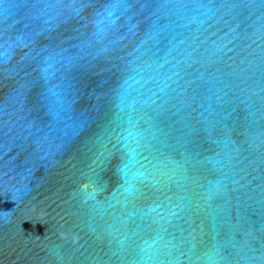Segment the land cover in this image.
I'll list each match as a JSON object with an SVG mask.
<instances>
[{
	"label": "water",
	"instance_id": "95a60500",
	"mask_svg": "<svg viewBox=\"0 0 264 264\" xmlns=\"http://www.w3.org/2000/svg\"><path fill=\"white\" fill-rule=\"evenodd\" d=\"M222 2L183 0L178 18L173 12L175 30L155 43L147 36L155 3L138 0L135 11L117 9V27L103 45L109 50L88 57L77 71L79 99L70 115L86 117L87 126L71 136L65 125L73 119L58 122L36 102L47 89L36 82L33 57L44 48L75 54V45L92 39L105 0L0 4V51L6 54L0 64V264H264V0ZM143 40L148 43L141 51L151 52L137 58ZM216 49L215 61L207 63ZM58 75L50 83H59ZM201 77L229 84L223 97L229 103L208 101L223 109V122L206 132L200 99L164 120L171 143L183 141L169 155L187 157L189 179L182 188L150 189L136 201L137 212L150 215L138 216L126 230L115 221L123 207L117 200L124 198L113 197L121 183L118 91L123 86L131 97L147 100L167 81L172 88L183 84L190 96ZM186 124L196 131L186 135ZM95 173L105 187L90 199L93 189L85 186ZM218 181L222 194L210 197L209 182ZM168 205L179 214L172 216ZM137 224L138 234L125 240ZM213 237L223 247L209 259Z\"/></svg>",
	"mask_w": 264,
	"mask_h": 264
},
{
	"label": "snow or ice",
	"instance_id": "6c2138e0",
	"mask_svg": "<svg viewBox=\"0 0 264 264\" xmlns=\"http://www.w3.org/2000/svg\"><path fill=\"white\" fill-rule=\"evenodd\" d=\"M3 2L4 0H0V4ZM59 2L60 0H55V4ZM82 2H87V0H82ZM137 2L138 0H105L106 7H104L103 11L97 12L98 19L92 39L75 45L74 47L77 48L75 54L62 47L58 49L44 48L33 57L37 72L36 82L43 81L47 89L37 95L36 102L37 104L43 103L48 109L49 115L58 122L73 119V123L65 125L69 136L76 134L81 128L87 126L86 117L73 118L70 115L73 111V105L79 99L78 69L86 66L88 57L95 59L109 50L107 46L103 45L107 33L114 31L117 27L116 22L120 17L113 18L116 10L123 9L128 11L132 9V11H135L133 6ZM139 2L143 4L151 2L157 5L155 10L149 9V11H152V18L150 19L147 32L148 40L155 43L165 33H171L175 30L177 19L173 17V12L176 13L178 18L179 5L183 3V0H139ZM227 3L228 0H223L221 6H227ZM235 5H237L235 2L231 3V6ZM200 6L207 7L203 3ZM104 25L107 26L102 27ZM127 29L132 33L133 25L127 26ZM34 35L30 36L29 39H32ZM148 40H143L141 46L136 48L134 56L139 58V56L147 55L151 52V49L141 51L148 43ZM94 48L96 49L95 52H93ZM0 49H3V44H0ZM216 55L217 49L208 55L207 63H213ZM190 57L191 54H189ZM5 58L6 54L4 51H0V64L4 62ZM193 62L190 60L188 65ZM179 63L183 65L184 61ZM128 67L129 65L126 64L122 71L126 72ZM182 71L186 72V69H182ZM57 72L59 75L56 78L59 83H50L53 75ZM186 74L190 75L187 72ZM176 76L179 81L183 79L181 71H177ZM201 81L192 88L190 96L185 95L183 84H180L177 88H172L165 81L159 91L151 92L147 100L131 97L123 86L120 87L118 91L119 106L123 115L118 116L117 121L114 123L119 128V132L116 133V140L122 151L121 160L116 165V175L121 183L119 188H117V192L113 193V197L116 198L117 193H119L124 198L122 202L117 200V203H122L123 207L120 216L115 217V221L126 230L129 223L132 225L133 221H137L138 216L143 219L150 215L149 212H144L140 215L136 210V201L146 198L150 189H170L172 186L182 188L183 182L189 179V173L185 167L187 157L184 156V159L177 160L169 155L170 152H179L180 148L183 147V141L177 139L175 144L171 143L173 138L161 127L164 120L177 116L182 108H191L192 103L200 99L205 101V103L200 105L202 111L199 113L205 126L204 130L212 132L217 130L219 125L222 124L224 119L222 116L223 109H218L216 105L208 101L215 98L216 101L221 103H229V101H224L223 99L224 96L228 95L229 84L224 80L218 79L214 82L203 81V77H201ZM123 83L126 84L127 80H124ZM168 89H171V91L169 92ZM189 100L192 103H189ZM185 127L188 129L186 135L196 131L190 125L186 124ZM219 130L226 132V128ZM225 144H227V141H225ZM236 183L239 182L236 181ZM222 186L223 181H218L216 185L209 182V196L221 195ZM88 187L93 189V192L89 193L88 196L90 199H94L95 192L105 187L104 177L99 173H95L90 178L89 185L85 186L86 192ZM184 200L185 197H180L181 204ZM181 204H177L176 207L180 209ZM162 206L159 205V207ZM168 206L172 216L179 214L177 211L171 210L170 205ZM109 207L115 208L111 204H109ZM130 208L131 210H129ZM158 215L160 219H163V213H158ZM113 226L115 227V224ZM139 229L140 225L137 224L136 230L127 231L125 240L137 235ZM117 231H119V228ZM212 241L209 253H206V255H209V259L212 258V255H219V250L223 247L215 237L212 238ZM145 244L147 245L148 241H145ZM124 245L125 242L120 241V247L123 248ZM142 251L144 250L142 249Z\"/></svg>",
	"mask_w": 264,
	"mask_h": 264
}]
</instances>
